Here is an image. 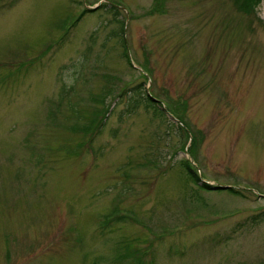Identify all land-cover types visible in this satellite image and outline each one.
Segmentation results:
<instances>
[{"label": "rangeland", "instance_id": "374dc122", "mask_svg": "<svg viewBox=\"0 0 264 264\" xmlns=\"http://www.w3.org/2000/svg\"><path fill=\"white\" fill-rule=\"evenodd\" d=\"M257 15L0 0V264H115L119 245L143 264H264V0ZM140 84L166 118L128 103ZM185 160L238 193L202 191Z\"/></svg>", "mask_w": 264, "mask_h": 264}, {"label": "trees", "instance_id": "16d2710c", "mask_svg": "<svg viewBox=\"0 0 264 264\" xmlns=\"http://www.w3.org/2000/svg\"><path fill=\"white\" fill-rule=\"evenodd\" d=\"M229 1L232 2L234 7H236L241 13L243 14L245 13L247 15H253L257 17L258 8L263 0H229ZM84 13L87 14V13H92V12L86 9ZM123 42H126V41L123 40ZM127 51H128L127 44L125 43V52L127 53ZM143 85L144 84H140L136 88V90L132 92V97H128V101H129L128 103H131L132 108L133 107L138 108V105L146 106L148 108L152 107L159 116L166 118L165 111L161 109V104L159 103L158 98L155 97V95L150 91V89L144 90ZM54 117L56 118V115ZM72 154L73 155L78 154V149L77 148L74 149ZM181 164L183 165L184 169L186 166V169L188 170V172L186 171L187 175L190 181L194 185H196L202 191H211L210 186H208L207 184L200 185L201 179L198 175V172L196 171V169L194 168V166L191 164L189 160L182 161ZM228 191L232 194L238 193V191L234 189H229ZM108 217H111V216H108ZM254 221H260V222L264 221V215L255 217ZM119 247H120L118 249L119 252L124 251L125 253L127 251V248H126L127 246H124V248L126 249H123L121 245H119ZM124 253H119L118 257L115 260V264H143L139 262V260H136L135 257H129V254H124Z\"/></svg>", "mask_w": 264, "mask_h": 264}, {"label": "water", "instance_id": "95a60500", "mask_svg": "<svg viewBox=\"0 0 264 264\" xmlns=\"http://www.w3.org/2000/svg\"><path fill=\"white\" fill-rule=\"evenodd\" d=\"M215 188H218V187H215ZM215 188H212V189L215 190ZM220 188H222V189H228V188H230V187H228V186H223V187H220Z\"/></svg>", "mask_w": 264, "mask_h": 264}]
</instances>
